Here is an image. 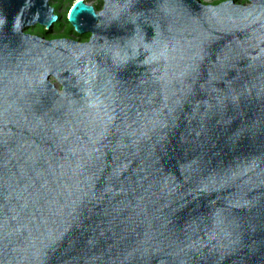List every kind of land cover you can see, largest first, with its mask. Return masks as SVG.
<instances>
[{
	"label": "water",
	"instance_id": "water-1",
	"mask_svg": "<svg viewBox=\"0 0 264 264\" xmlns=\"http://www.w3.org/2000/svg\"><path fill=\"white\" fill-rule=\"evenodd\" d=\"M53 1L0 0V264H264V0Z\"/></svg>",
	"mask_w": 264,
	"mask_h": 264
},
{
	"label": "flooded vegetation",
	"instance_id": "flooded-vegetation-1",
	"mask_svg": "<svg viewBox=\"0 0 264 264\" xmlns=\"http://www.w3.org/2000/svg\"><path fill=\"white\" fill-rule=\"evenodd\" d=\"M56 1L57 2L60 1L62 3L61 6L63 7V6H65V4L68 0H55V2ZM84 1L89 5H93L96 8L97 12H100L104 8V1L103 0H102L103 1L102 4L101 3L96 4L95 2H93V0H84ZM53 3H54V1H53ZM74 4H72L71 8L73 7ZM53 6L55 7V12L60 16V21L56 25H54L51 30H47L46 27L43 26V30L41 32H38V34L37 33H35V34L42 36V37H46L48 40H54V39H60V38H70V39H74L76 41H81V42H89L90 41L91 33H89V32L84 33V34L78 33L75 30L74 26L70 22H69L70 28L67 30H64V33H62L61 35H53L56 32V27L61 24V21L63 19V16L60 15V10L59 11L57 10L56 5L53 4ZM71 8H70V11H71ZM70 11H69V13H70ZM32 33H34V32H32Z\"/></svg>",
	"mask_w": 264,
	"mask_h": 264
},
{
	"label": "rangeland",
	"instance_id": "rangeland-1",
	"mask_svg": "<svg viewBox=\"0 0 264 264\" xmlns=\"http://www.w3.org/2000/svg\"><path fill=\"white\" fill-rule=\"evenodd\" d=\"M77 0H68L65 4V6H61L62 3L60 1H54V5H56L57 10H60V15L63 16V19L61 21V24L58 25L56 27V32L53 35H61L62 33H64V30H67L70 28V23H69V11L70 8L72 6V4H74ZM104 1V0H103ZM102 0H93V2H95L96 4L103 2ZM204 3L207 4H219L221 2H224L226 0H202ZM238 3H248V0H236ZM43 30V26L41 25H37L36 27H34V29L32 30V32L37 33L41 32Z\"/></svg>",
	"mask_w": 264,
	"mask_h": 264
}]
</instances>
